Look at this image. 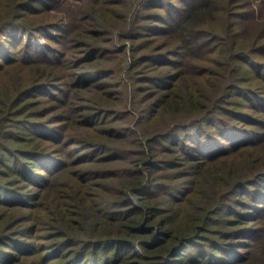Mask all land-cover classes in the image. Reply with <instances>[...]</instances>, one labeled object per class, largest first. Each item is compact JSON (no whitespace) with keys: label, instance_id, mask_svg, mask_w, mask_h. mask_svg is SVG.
<instances>
[{"label":"trees","instance_id":"obj_1","mask_svg":"<svg viewBox=\"0 0 264 264\" xmlns=\"http://www.w3.org/2000/svg\"><path fill=\"white\" fill-rule=\"evenodd\" d=\"M0 264H264V0H0Z\"/></svg>","mask_w":264,"mask_h":264},{"label":"rangeland","instance_id":"obj_2","mask_svg":"<svg viewBox=\"0 0 264 264\" xmlns=\"http://www.w3.org/2000/svg\"><path fill=\"white\" fill-rule=\"evenodd\" d=\"M252 22H253V20H252ZM125 42L129 43V47H128V52H127L128 56H127V58H125L123 60L124 67H123V72L121 74V79H123V81L125 82L126 87H127V99H128V102H129L128 106H129V108L134 110L135 116L137 117V112H136V109H135V107L133 105V101L135 99L134 92H133V87H132V83H131V80H130L129 75H128V70H129V67L131 65V60H132L131 51H130L131 50L130 49V42H129V40H126Z\"/></svg>","mask_w":264,"mask_h":264}]
</instances>
